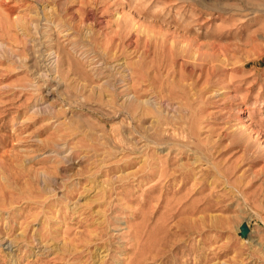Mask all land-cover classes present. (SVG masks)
Wrapping results in <instances>:
<instances>
[{"label":"rangeland","instance_id":"374dc122","mask_svg":"<svg viewBox=\"0 0 264 264\" xmlns=\"http://www.w3.org/2000/svg\"><path fill=\"white\" fill-rule=\"evenodd\" d=\"M0 264H264V0H0Z\"/></svg>","mask_w":264,"mask_h":264},{"label":"water","instance_id":"95a60500","mask_svg":"<svg viewBox=\"0 0 264 264\" xmlns=\"http://www.w3.org/2000/svg\"><path fill=\"white\" fill-rule=\"evenodd\" d=\"M239 232L238 235L240 238L243 239H247V236L249 234V227L247 226L246 222H243L240 226H239Z\"/></svg>","mask_w":264,"mask_h":264},{"label":"bare ground","instance_id":"6f19581e","mask_svg":"<svg viewBox=\"0 0 264 264\" xmlns=\"http://www.w3.org/2000/svg\"><path fill=\"white\" fill-rule=\"evenodd\" d=\"M118 16H119V15H118ZM195 54H196V53H194V55H195ZM57 56H58V55H57ZM57 56H56V57H57ZM56 63H57V62H56Z\"/></svg>","mask_w":264,"mask_h":264}]
</instances>
